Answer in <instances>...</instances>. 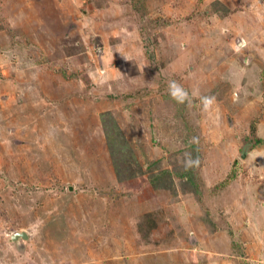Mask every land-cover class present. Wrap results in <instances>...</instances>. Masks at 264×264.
Returning <instances> with one entry per match:
<instances>
[{"label": "rangeland", "instance_id": "374dc122", "mask_svg": "<svg viewBox=\"0 0 264 264\" xmlns=\"http://www.w3.org/2000/svg\"><path fill=\"white\" fill-rule=\"evenodd\" d=\"M0 264H264V0H0Z\"/></svg>", "mask_w": 264, "mask_h": 264}, {"label": "trees", "instance_id": "16d2710c", "mask_svg": "<svg viewBox=\"0 0 264 264\" xmlns=\"http://www.w3.org/2000/svg\"><path fill=\"white\" fill-rule=\"evenodd\" d=\"M102 125L104 134L106 137V142L112 157L115 173L120 181H130L135 178L137 175L144 172L142 165L136 159L133 149L128 139L123 134V131L120 127L118 121L114 118V115L111 112H105L101 115ZM200 154V153H197ZM195 154V155H197ZM200 158L198 159V164L192 167H185L183 173L178 174L182 178L187 180L186 185L192 184L197 185V169L200 164ZM157 162L151 163L149 165L153 170L149 175V182L151 186L155 189H170L171 184L163 185L164 181L169 178L171 183L172 171L163 170L160 172L154 173V168ZM194 191V190H192ZM193 193L199 194V191H194Z\"/></svg>", "mask_w": 264, "mask_h": 264}, {"label": "clouds", "instance_id": "9594fccd", "mask_svg": "<svg viewBox=\"0 0 264 264\" xmlns=\"http://www.w3.org/2000/svg\"><path fill=\"white\" fill-rule=\"evenodd\" d=\"M169 88V94L174 98L177 99L178 102H183L188 97V93L182 89V87L174 80L169 82L168 85ZM212 99L210 97H204L202 98L203 103L205 107H207L209 104L212 103ZM185 167H192L196 164H198V160L193 159L190 154L186 156V159L184 161Z\"/></svg>", "mask_w": 264, "mask_h": 264}, {"label": "water", "instance_id": "95a60500", "mask_svg": "<svg viewBox=\"0 0 264 264\" xmlns=\"http://www.w3.org/2000/svg\"><path fill=\"white\" fill-rule=\"evenodd\" d=\"M245 157H246V155H243V158H245ZM12 238H13L14 240L17 241V240L20 239V238L26 239L27 236L24 235V234H16V235H14Z\"/></svg>", "mask_w": 264, "mask_h": 264}]
</instances>
